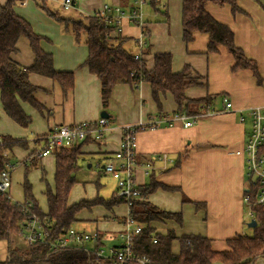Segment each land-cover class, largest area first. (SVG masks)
<instances>
[{
	"label": "crops",
	"instance_id": "obj_1",
	"mask_svg": "<svg viewBox=\"0 0 264 264\" xmlns=\"http://www.w3.org/2000/svg\"><path fill=\"white\" fill-rule=\"evenodd\" d=\"M7 0H0V4ZM56 3L58 0H42ZM144 6L146 29L148 35V53L145 56L148 68L153 66L154 55L160 52H170L173 55L172 68L179 72L184 66L200 77L199 85L186 89V96L199 99L214 96L211 102L193 105V109H201L192 126L184 127L181 121H175L172 126L157 129L142 130L137 134L138 158L145 161L159 153H172L175 162L184 156L183 160L174 163L170 168L156 174V179L167 186L178 187L171 191L157 189L148 199L159 208L180 212L182 222L173 219L162 222H152L158 232L166 233L173 229L177 236L183 234H200L211 239L214 250L229 249L227 240L237 234H249L246 230L245 189L248 185L245 171V156L237 153L244 146L249 129L248 123L241 124L237 112L227 111L225 99L238 110L250 106H264V0H237L242 12L233 14L230 5H217L209 2L207 11L218 21L229 25L235 34V43L245 55L256 61L261 81L250 69L232 70L234 57L224 45H218V50L208 52V33L196 32L194 39L186 43L182 31V0H151ZM28 0L26 5L16 2V11L27 19L33 29L43 35L42 47L53 54L54 67L58 71H74L75 85L67 95L64 94L59 82L37 73L30 75L32 84L38 87L35 98L43 105V109L22 102V107L31 118L27 127H23L11 119L3 110L0 102V138L5 136L26 138L28 141L12 147L14 159H20L40 145L33 139L42 136L61 125H72L82 121L96 120L101 112L106 111L113 127L108 131L105 141H88L82 145L84 155L78 160L75 171L76 182L69 194V204L80 200L115 198V179L105 175L101 168L118 150L122 138L121 126L146 120L150 116L159 115L156 101L150 83L142 82L138 87L128 83L117 84L113 88L107 108L104 110L101 101V81L87 67L81 66L87 56L88 47L83 42H76L74 35L67 30L64 22L54 17H47L34 3ZM76 7L68 10L73 15H91L102 9L105 4H116L127 9V0H75ZM53 11V10H52ZM57 12L61 17L58 9ZM167 15V16H166ZM68 18V17H66ZM124 37L140 39L143 33L140 27L124 19L120 31ZM132 50L140 51V47L129 43ZM128 47V46H127ZM14 59L24 66L34 60V53L26 37L19 39ZM220 97V98H219ZM163 115H174L177 103L170 92L161 94ZM215 111V113L210 112ZM208 112V113H207ZM249 122V121H248ZM28 174L33 196L37 199L43 211H47L45 195L46 182L55 183L56 155L49 154L39 158ZM88 168L96 165L102 175L95 183H86L95 179L99 173L95 169L82 175L83 164ZM45 170V176H43ZM24 166L17 167L12 174V184L8 194L15 202L26 200L24 192ZM141 171L136 174L137 183L142 186L149 181ZM46 180V181H45ZM53 180V183H52ZM117 187V186H116ZM120 213L111 216L102 208L93 206L91 214L80 211L76 215L73 227L87 232L88 223H95L92 232L100 236V243L115 244L123 231V222L128 214V206L123 203ZM75 224L79 225V229ZM91 225V224H90ZM88 233V232H87ZM5 242L0 240V259L4 256ZM177 240L174 241L173 246ZM179 244V242H178ZM12 246V247H11ZM16 245H7L8 253ZM7 253V255H8ZM174 253H178L175 252ZM47 264V263H39ZM213 264H223L219 261ZM254 264H264V258H259Z\"/></svg>",
	"mask_w": 264,
	"mask_h": 264
},
{
	"label": "trees",
	"instance_id": "obj_2",
	"mask_svg": "<svg viewBox=\"0 0 264 264\" xmlns=\"http://www.w3.org/2000/svg\"><path fill=\"white\" fill-rule=\"evenodd\" d=\"M16 2L17 0H7L6 3L0 4V102L4 112L11 119L27 127L31 118L24 111L22 102L38 110L43 109V105L35 98L38 87L31 83L30 75L37 73L56 80L67 95L74 88L75 73L55 69L53 54L42 47V40L45 37L37 33L31 23L16 11ZM155 2L151 0L153 6ZM209 2L220 6L230 5L233 14L242 12L237 0H182L183 40L189 43L194 39L196 32L208 33V52L217 51L218 45H224L234 57L232 70L250 69L260 82L261 75L256 61L248 58L236 45L233 29L215 19L207 11L206 6ZM45 6L42 1V8L49 16L64 22L66 29L74 35L75 41L84 42L87 45L88 56L81 66L87 67L92 74L99 77L104 110L108 106L113 88L120 83H128L135 88L142 82L150 83L159 115L163 114L161 94L166 92H170L177 103L176 113H198L201 109L196 110L192 106L211 102L214 97L209 95L191 99L186 96L187 88L201 84L200 77L187 65L181 71L174 72L173 55L170 52L156 53L153 66L147 67L145 59L149 48L147 29L143 36L146 46L136 51L132 50L129 43L131 42L134 47L139 46V39L124 37L120 33L114 35L118 31V26L108 25L97 13L81 15L79 19L66 18ZM22 37L29 40L34 53V60L28 66L20 64L13 57L18 50L17 43ZM137 54L143 55L144 58H137ZM1 139L9 142L26 138L13 139L5 136ZM86 142L54 149L55 183L53 187L47 183L45 190L47 211L41 209L33 196L28 179L29 172L34 167H38L36 162L39 158H35L30 164L24 166L26 171L23 186L26 200L34 204L32 210L37 215L50 221L49 228L54 236L64 235L73 227L77 220V213L85 208L91 209L95 205H103L112 210L114 206L124 202L122 199L113 197L104 199L99 196L94 200L83 199L69 204V194L76 182L75 171L78 169V160L84 155L81 148ZM20 144L22 143H16V145ZM13 146L15 145L0 147V171L3 168L2 151L5 149L11 151ZM183 158L184 156L179 155L177 163ZM159 188L179 190L178 187L167 186L158 181L156 174L153 173L149 181L140 186L145 199H135L132 203V217L143 226L133 242L136 255L147 256L150 264H213L216 261L223 264H254L259 258H264V206L252 207L254 214L252 218L256 220L257 225L252 227L251 235L237 234L227 240L229 249L217 251L213 249L211 239L206 236L200 234L177 236L173 229L161 233L152 226V222H162L167 219L181 223L183 218L180 212L163 210L147 200L149 195ZM29 219V213L24 211L18 202L12 200L9 194H0V240L12 242L14 236L20 238L18 236L20 222L29 221ZM175 240L179 242L178 253L173 251ZM25 245L10 249L8 257L5 261H0V264H114L97 257L94 252L78 247L51 249L43 243ZM100 245L99 241L97 246Z\"/></svg>",
	"mask_w": 264,
	"mask_h": 264
},
{
	"label": "built area",
	"instance_id": "obj_3",
	"mask_svg": "<svg viewBox=\"0 0 264 264\" xmlns=\"http://www.w3.org/2000/svg\"><path fill=\"white\" fill-rule=\"evenodd\" d=\"M28 0H17L20 5H26ZM64 10L76 7L75 0H58ZM148 0H127L128 8L125 9L116 4H105L96 13L103 18L108 25L120 26L124 19L141 28L145 35L146 20L144 6ZM146 46L145 40L139 39L140 49ZM137 58H144L137 54ZM138 86V84L136 85ZM206 104L202 108L206 109ZM227 111L237 112L239 122L249 126L244 146L237 153L245 156L246 179L248 185L245 189L243 201L249 207L247 215L254 216L252 207L264 206V106H250L236 110L232 103L225 99ZM214 112L215 111H210ZM208 113V112H207ZM203 114L175 113L174 115L150 116L146 120L121 126L122 138L119 148L101 168L105 175L113 177L118 185L114 197L122 199L128 206V214L123 222V231L115 244L104 247L97 246L100 241L98 232L87 233L71 227L64 235L54 236L50 230V221L42 219L32 209L34 204L28 200L18 202L22 209L29 213V221H21L18 236L25 244L43 243L51 249L78 247L88 252H94L97 257L114 264H150L147 256H138L134 253L133 242L141 232L143 226L132 217V203L135 199H145L140 191V185L136 181V174L141 171L145 176L165 171L176 160L172 153H159L145 161L138 158L137 134L146 129H157L164 126H172L175 121H181L184 127L192 126L195 120ZM249 121V122H248ZM113 127L108 118L99 117L96 120L82 121L72 125H61L53 128L48 133L33 139L39 143L37 147L26 157L14 159L12 151H2L3 168L0 171V194H8L12 184V174L19 166H27L35 158H42L52 154L55 148L70 147L86 141H105L106 135ZM27 139L18 141H3L0 138V147L16 145L27 142ZM87 242H94L95 247H87Z\"/></svg>",
	"mask_w": 264,
	"mask_h": 264
},
{
	"label": "rangeland",
	"instance_id": "obj_4",
	"mask_svg": "<svg viewBox=\"0 0 264 264\" xmlns=\"http://www.w3.org/2000/svg\"><path fill=\"white\" fill-rule=\"evenodd\" d=\"M34 1V0H33ZM37 1V3H38V5H39V7L37 6V4H36V2H34L35 4H36V6L39 8V10H41V12L43 13V14H45L47 17H49L47 14L48 13H46V11L44 10V8H42V0H36ZM45 3H46V1H45ZM108 4V3H107ZM46 6L45 7H47L48 9H50V10H55V9H58V12H60L61 13V15L62 16H65V17H68V18H71V16L73 15V13H74V11H68V10H64L62 7H59L56 3H47V4H45ZM44 6V5H43ZM73 17H75V19L77 18V19H79L80 18V15L78 14V15H74ZM70 25V24H69ZM66 28V27H65ZM83 43V42H82ZM220 98V97H219ZM93 169H95L96 170V172L97 173H99V171H100V169L96 166V165H94L93 166V168H88V164L87 163H84L83 164V167H82V170L84 171V172H82V175H85V172H90L91 170H93ZM45 170H43V176L46 178V176H45ZM102 177V175L99 173L98 175H95V179H91V180H88L86 183H95L96 184V182L98 181V178H101ZM46 181V180H45ZM47 183L48 182H46V187H47ZM52 183H53V180H52ZM49 184V183H48ZM51 187H53L54 185L53 184H49ZM117 186V187H116ZM115 188H116V191L115 192H117V190H118V185H117V182L115 181ZM77 202H79V201H77ZM97 206V208H102L103 210H105V211H107L111 216H114L116 213H120L121 211H120V209H121V207L122 206H124V204L123 203H120V204H118V205H116V206H114L113 207V209L112 210H110V209H107L105 206H103V205H96ZM95 206V207H96ZM94 208L92 207V210H93ZM92 210H88L87 209V211L89 212L88 214H91V211ZM82 211H86V208L85 209H83ZM248 211H249V207H248V205L245 203V220H246V224H245V226H246V230H247V232L251 235L252 233H253V229H252V227H249L248 226V223H249V221L251 220V217L249 216V215H247V213H248ZM81 213V212H80ZM89 224V226H91L92 228H93V226H96V224L95 223H88ZM91 224V225H90ZM76 225V228H78L79 227V225H81V224H75ZM92 228H89L88 230H86L88 233H95L94 231L92 232ZM79 229V228H78ZM118 242V241H117ZM5 245V251H4V256H2V258L0 259V261H5V259L8 257V255H7V253H8V247H7V245H16V246H19V247H24V246H26L25 244H24V241H22V239H20V238H18V237H13V240H12V242H11V244H8L7 242H5L4 243ZM113 243H110L109 241H107V242H105L104 243V247H108V246H110V245H112ZM95 245V243L94 242H87L86 244H85V246H87V247H90V248H92L93 246ZM12 247V246H11ZM12 249V248H11ZM173 251H175V252H179V244H178V242H175V244H174V246H173Z\"/></svg>",
	"mask_w": 264,
	"mask_h": 264
},
{
	"label": "water",
	"instance_id": "obj_5",
	"mask_svg": "<svg viewBox=\"0 0 264 264\" xmlns=\"http://www.w3.org/2000/svg\"><path fill=\"white\" fill-rule=\"evenodd\" d=\"M101 116L102 117H105V118H108L109 114L106 112V111H102L101 112ZM103 167V166H102ZM257 225V222L254 218H252L249 223H248V226L249 227H255Z\"/></svg>",
	"mask_w": 264,
	"mask_h": 264
},
{
	"label": "bare ground",
	"instance_id": "obj_6",
	"mask_svg": "<svg viewBox=\"0 0 264 264\" xmlns=\"http://www.w3.org/2000/svg\"><path fill=\"white\" fill-rule=\"evenodd\" d=\"M138 47V46H137Z\"/></svg>",
	"mask_w": 264,
	"mask_h": 264
}]
</instances>
